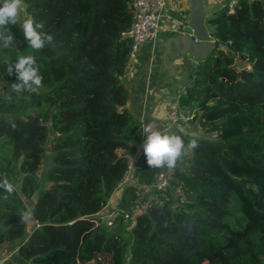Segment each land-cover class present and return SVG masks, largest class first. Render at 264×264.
Segmentation results:
<instances>
[{
    "label": "trees",
    "instance_id": "16d2710c",
    "mask_svg": "<svg viewBox=\"0 0 264 264\" xmlns=\"http://www.w3.org/2000/svg\"><path fill=\"white\" fill-rule=\"evenodd\" d=\"M130 2L25 0L26 17L53 44L33 52L11 26L16 44L0 46V178L18 185L12 195L0 190V257L17 256L0 264H264V0L206 15L209 35L232 52L215 46L177 93L173 110L208 131L190 136L171 126L185 144L198 137L199 147L174 168L162 205L148 203L132 221L96 223L143 136L121 79ZM27 54L43 85L9 101L15 74L3 62ZM157 170L142 150L132 178L150 182ZM138 198L128 181L108 204L127 210Z\"/></svg>",
    "mask_w": 264,
    "mask_h": 264
},
{
    "label": "crops",
    "instance_id": "0c3cea01",
    "mask_svg": "<svg viewBox=\"0 0 264 264\" xmlns=\"http://www.w3.org/2000/svg\"><path fill=\"white\" fill-rule=\"evenodd\" d=\"M204 1L208 5V9L214 10L222 7L230 0ZM188 10L187 0H166L161 20L166 24L167 30L146 40L139 46L135 56L128 60L121 77L123 84L129 91L127 107L139 118L142 129L144 124L151 121L162 132L170 133L172 125L168 121L169 113L173 110L177 93L183 88L186 79L189 78L191 67L195 65L198 58L191 50L184 56L178 55L175 47L171 46L167 54V62L179 67L171 71L172 77H169L161 62V42L167 37L189 31L186 27ZM143 142L144 136L140 141L131 143L134 150L127 155L128 160L134 155L137 157L143 150ZM127 182L124 177L108 199L110 204L117 203L119 191Z\"/></svg>",
    "mask_w": 264,
    "mask_h": 264
},
{
    "label": "clouds",
    "instance_id": "9594fccd",
    "mask_svg": "<svg viewBox=\"0 0 264 264\" xmlns=\"http://www.w3.org/2000/svg\"><path fill=\"white\" fill-rule=\"evenodd\" d=\"M25 0H0V46L11 47L16 44L15 35L11 31V26H19L22 29V36L28 45V49L33 52H42L46 47L54 42V36L44 30V25L36 20L34 16L22 18L25 10ZM6 74H15V82L9 87L11 94L8 100L13 98L12 94H22L32 92L42 87L43 76L36 56L32 54L20 55L14 62L5 60ZM2 64V65H3ZM3 76V74H0ZM5 83V82H4ZM144 142L142 144L146 162L151 169L177 167L190 150L199 147L198 137H194L185 144L182 136L174 133H166L159 130L153 122L144 124L142 129ZM18 185L11 182L7 177L0 178V190L8 195L16 192ZM33 218L31 211L22 213L21 219L29 221Z\"/></svg>",
    "mask_w": 264,
    "mask_h": 264
},
{
    "label": "built area",
    "instance_id": "2783aa9c",
    "mask_svg": "<svg viewBox=\"0 0 264 264\" xmlns=\"http://www.w3.org/2000/svg\"><path fill=\"white\" fill-rule=\"evenodd\" d=\"M235 4L236 0H230L224 5L231 11ZM165 5L166 0H131V22L121 31L122 37L130 40L128 60L135 56L142 43L167 30L166 24L161 20L162 10ZM179 119L184 120L185 118L174 110L169 113L168 121L170 124L177 123ZM132 164V162H127V170L124 177L136 186V193L139 197L144 195V199L138 198L127 210L110 206L107 202L96 213L98 215L96 223L101 221L107 226H112L117 216L124 221H132L135 215L145 209L148 203L153 202L157 205H162L163 196L170 191L172 182L177 180L174 168H161L155 172L150 182H137L132 178V172H130L133 167ZM175 192L179 194L181 190L176 189Z\"/></svg>",
    "mask_w": 264,
    "mask_h": 264
},
{
    "label": "water",
    "instance_id": "95a60500",
    "mask_svg": "<svg viewBox=\"0 0 264 264\" xmlns=\"http://www.w3.org/2000/svg\"><path fill=\"white\" fill-rule=\"evenodd\" d=\"M187 2L189 10L186 27L189 31L180 35L167 37L161 42V62L164 65L169 77H172L170 72L179 67L178 65L175 66L168 64L167 62V54L169 53L171 46L175 47L178 55L184 56L189 50H191L198 59H206L215 46L220 47L227 52H232L227 44L216 43V41L207 32L205 18L208 5L206 2L204 0H187ZM188 81L189 78L186 79L185 84Z\"/></svg>",
    "mask_w": 264,
    "mask_h": 264
},
{
    "label": "rangeland",
    "instance_id": "374dc122",
    "mask_svg": "<svg viewBox=\"0 0 264 264\" xmlns=\"http://www.w3.org/2000/svg\"><path fill=\"white\" fill-rule=\"evenodd\" d=\"M211 10L212 9H207L206 11H207V14H209L210 12H211ZM22 17L23 18H26V14H25V12L23 11L22 12ZM182 90V89H181ZM183 117L185 118L184 120H182L183 122H182V124L180 123V124H178V123H175V125L178 127V129H180V131L182 132V133H185V134H187V135H190V136H205V135H207V131L208 130H204V129H202V128H200V125H199V123H197V121L196 120H192V118L190 117V116H188V118L186 117V116H184L183 115ZM170 125H173V124H170ZM135 155H134V157H130V159L128 160L129 162H132L133 164V167H132V169H131V171L130 172H132L133 171V168H134V160H135ZM127 161V162H128ZM44 165H45V160L41 163V165H40V168L39 169H41V168H43L44 167ZM39 174V171H37V175ZM130 175H131V173H130ZM124 179V178H123ZM127 181V180H126ZM120 192V191H119ZM26 207H28L27 206V204H26ZM28 209H29V207H28ZM120 221V218H119V216H117L116 218H115V220H114V222H113V225H115L116 223H118ZM3 245H7V243H5V244H3ZM7 257H17L16 255H13L12 254V252H11V250L10 251H7V253L4 255V256H2V257H0V262L2 261V260H4V259H6ZM201 264H207V262H203V263H201Z\"/></svg>",
    "mask_w": 264,
    "mask_h": 264
}]
</instances>
